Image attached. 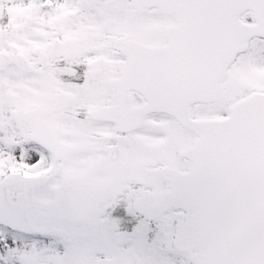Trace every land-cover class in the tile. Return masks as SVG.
I'll return each instance as SVG.
<instances>
[{"label": "snow or ice", "instance_id": "1", "mask_svg": "<svg viewBox=\"0 0 264 264\" xmlns=\"http://www.w3.org/2000/svg\"><path fill=\"white\" fill-rule=\"evenodd\" d=\"M0 264H264V0H0Z\"/></svg>", "mask_w": 264, "mask_h": 264}]
</instances>
